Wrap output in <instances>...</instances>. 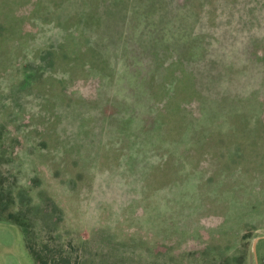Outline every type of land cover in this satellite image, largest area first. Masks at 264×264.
<instances>
[{
	"label": "rangeland",
	"instance_id": "obj_1",
	"mask_svg": "<svg viewBox=\"0 0 264 264\" xmlns=\"http://www.w3.org/2000/svg\"><path fill=\"white\" fill-rule=\"evenodd\" d=\"M26 2L27 39L0 28V264H264V0ZM65 25L85 70L45 59Z\"/></svg>",
	"mask_w": 264,
	"mask_h": 264
},
{
	"label": "trees",
	"instance_id": "obj_2",
	"mask_svg": "<svg viewBox=\"0 0 264 264\" xmlns=\"http://www.w3.org/2000/svg\"><path fill=\"white\" fill-rule=\"evenodd\" d=\"M26 1L27 0H16L14 1L15 3L14 5H11L10 1L8 2L5 1L0 3V18L4 19V21L0 22L1 23L0 28L1 27L6 28L9 27V25H15L16 27L17 25H21L19 29L18 28L16 29L17 31L15 36V38H17L18 41L20 40L18 42L19 44H22V42L27 39L32 29V26H34L31 20H33V18L36 17V15H38L37 13L38 8H36L35 5H31L29 4V2ZM5 4L7 6H5ZM37 17H39L41 20H44L42 16H37ZM79 17L80 16L78 12H74L68 18V21L72 23H76L75 19ZM65 28H67L66 25ZM65 33L66 34L64 35V40L59 43L58 47L47 51V56H45L46 61L48 60V63H50L51 61H53V58L55 60V58L57 57L59 58L63 56L62 58L66 60V63L59 62V64L63 68L65 67V69L69 71V69L71 70L73 68V64L80 62L78 64L79 67L85 70L86 66H84V64L88 65L89 59L86 60L83 58L82 48L77 47V44L73 39L74 36L70 31H68V28L65 29ZM27 247L31 252L33 258L37 262V264H47V262L42 258V256L36 253L29 244H27Z\"/></svg>",
	"mask_w": 264,
	"mask_h": 264
}]
</instances>
